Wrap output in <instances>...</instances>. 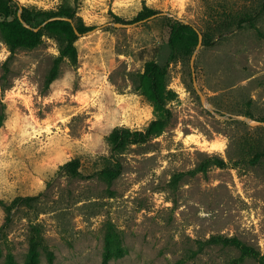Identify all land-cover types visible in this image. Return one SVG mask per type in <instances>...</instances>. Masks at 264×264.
Segmentation results:
<instances>
[{"label": "rangeland", "instance_id": "rangeland-1", "mask_svg": "<svg viewBox=\"0 0 264 264\" xmlns=\"http://www.w3.org/2000/svg\"><path fill=\"white\" fill-rule=\"evenodd\" d=\"M10 5L67 9L72 23L93 28L76 38L73 57L61 55L46 31L36 45L11 52L0 29V264H48V252L55 264H261L208 240L235 237L264 254V128L231 117L264 121V0ZM144 5L201 33L195 80L220 112L208 110L193 86L196 45L170 57L171 19L110 24ZM225 12L256 14L255 26L219 33ZM149 60L167 68L170 122L127 145L116 155L120 173L106 179L101 169L115 166L108 134L144 130L158 116L133 83ZM215 157L225 165L213 164ZM73 158L81 175L61 168ZM33 238L39 244L31 257Z\"/></svg>", "mask_w": 264, "mask_h": 264}, {"label": "trees", "instance_id": "trees-1", "mask_svg": "<svg viewBox=\"0 0 264 264\" xmlns=\"http://www.w3.org/2000/svg\"><path fill=\"white\" fill-rule=\"evenodd\" d=\"M13 0H0V29L3 30L6 36V43L11 52L19 47H32L36 45L43 31L56 36L60 44L61 55L73 57L76 49L74 41L79 35L91 30L92 26L76 25L65 19L52 17H73V13L67 9H61L57 13L33 12L27 7H12L10 2ZM221 17L219 33H224L227 30H235L243 28L245 25L251 27L255 26L256 14L249 12H234L223 13ZM44 16L42 19L41 17ZM164 16L173 21L170 25V33L168 37V46L171 51L170 57L178 54H187L191 47L198 43V32L196 28L190 23H184L173 16L163 13V11L154 9L149 6H142V8L129 20H122L115 16L117 21H123L128 24H136ZM37 21V22H36ZM43 26H40L41 23ZM23 23H26L25 26ZM40 26V27H39ZM37 28L35 30L34 28ZM205 42L209 40L205 39ZM51 77L56 74V68L53 67ZM133 83L137 90L145 97L151 104L153 110L158 116L152 119L144 130H131L128 127H118L113 129L108 134V140L111 145L112 156L115 157V166H105L101 169V173L106 179H114L121 171V163L117 158V154L129 144H136L147 141L150 137L156 136L163 131L168 125L171 118V110L168 107V102L174 98V94L167 89V68L165 65L149 60L144 64L142 72L135 74ZM220 112V111H217ZM213 164L223 167L225 162L220 157L213 158ZM80 161L73 158L64 162L61 168L66 169L72 175H81L79 171ZM204 165L197 168V170H204ZM23 198H17L21 200ZM28 199V198H27ZM208 243L222 244L226 246H233L237 248L242 254L253 257L261 264H264V254L235 237H224L222 235H213L209 238ZM39 242L33 238L30 244V255L34 256L37 252ZM107 257L105 256L103 262L105 263ZM48 264H55L51 252L47 253ZM27 264H33L30 259Z\"/></svg>", "mask_w": 264, "mask_h": 264}, {"label": "water", "instance_id": "water-1", "mask_svg": "<svg viewBox=\"0 0 264 264\" xmlns=\"http://www.w3.org/2000/svg\"><path fill=\"white\" fill-rule=\"evenodd\" d=\"M163 13H167V12H163ZM171 16H173L174 18H177L179 19L180 21L184 22V23H189L186 19L184 18H180V17H177L175 15H173L172 13H167ZM54 18H61V19H65L69 22L72 23V19L71 18H68V17H59V16H55V17H52V19ZM25 26H27L26 23H23ZM111 25L113 26H116V27H127V26H130L132 24H128V23H124V22H111L110 23ZM38 27L34 28L35 30H37ZM197 30V29H196ZM198 32V43L196 45V48L194 50V52L192 53L191 55V58H190V65H191V69H192V77H193V86L196 90V92L198 93L199 97H200V100H201V103L208 109L210 110L211 112L213 113H218L214 107L205 99L203 93L201 92V90L199 89L197 83H196V80H195V75H194V70H193V63H194V58H195V54H196V51L198 49V47L201 45V33L199 31ZM222 117H225V115H221ZM231 117H234L236 119H239V120H242V121H245L247 124L251 125V126H259L261 125L263 128H264V121L262 120H258V119H255V118H251L249 117L248 115H245V114H231Z\"/></svg>", "mask_w": 264, "mask_h": 264}]
</instances>
